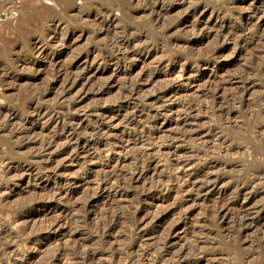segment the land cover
<instances>
[{
  "label": "rangeland",
  "instance_id": "374dc122",
  "mask_svg": "<svg viewBox=\"0 0 264 264\" xmlns=\"http://www.w3.org/2000/svg\"><path fill=\"white\" fill-rule=\"evenodd\" d=\"M18 8L0 23V263L264 264V0Z\"/></svg>",
  "mask_w": 264,
  "mask_h": 264
},
{
  "label": "built area",
  "instance_id": "2783aa9c",
  "mask_svg": "<svg viewBox=\"0 0 264 264\" xmlns=\"http://www.w3.org/2000/svg\"><path fill=\"white\" fill-rule=\"evenodd\" d=\"M20 0H0V23L7 19H15L18 15ZM49 4V2H47Z\"/></svg>",
  "mask_w": 264,
  "mask_h": 264
},
{
  "label": "bare ground",
  "instance_id": "6f19581e",
  "mask_svg": "<svg viewBox=\"0 0 264 264\" xmlns=\"http://www.w3.org/2000/svg\"><path fill=\"white\" fill-rule=\"evenodd\" d=\"M50 9H51V8H50ZM47 12H48V11H47ZM16 18H17V17H16ZM30 18H31V17H30ZM26 21H27V20H25V21L22 20V23H23V22L25 23ZM112 21H113V19L108 18V22H112ZM19 23H20V22H19ZM54 38H55V37H54ZM44 44H45V43H44ZM45 45H47V44H45ZM81 79H83V78H78V79H75V80L73 79V80H72V81H73V85H71V87H72V86H73V87L77 86V85L81 82ZM71 83H72V82H71ZM188 109H189V107H188ZM188 109H187V110H188ZM36 110H37V109H36ZM187 110H186V111H187ZM186 111H185V109H184V112H186ZM8 113H9V112H8ZM186 113H187V112H186ZM41 115H42V114H41ZM37 116H39V113L37 114ZM30 118H31V117H30ZM38 118H39V117H38ZM38 118H37V119H38ZM33 119H36V118H33ZM37 119H36V120H37ZM32 122H33V121H32ZM33 123H34V122H33ZM69 123H70V122H69ZM25 127H26V126H25ZM25 127H24V128H25ZM32 127H33V126H32ZM31 129H32V128H31V127L29 128V126L26 127V128L24 129V134H25V133H28ZM73 129H74V128H73ZM22 132H23V130H22ZM23 136H24V135H23ZM25 144H27V143H25ZM25 144L22 143V144H20V145L22 146V145H25ZM89 144H90L89 140H85L83 144L78 143L77 145H75V144H74V145L76 146V148H79V147H82V148H83L84 145H89ZM73 150H75V149H73ZM37 154H39V153H37ZM37 154H36V155H37ZM33 156H35V154H33ZM38 157H39V156H38ZM10 169H11V168H10ZM102 183H103V182H102ZM105 183H106V182H105ZM106 184H107V183H106ZM108 184H109V183H108ZM111 184H112V183H111ZM104 185H105V184H104ZM101 186H102V185H101ZM105 186H106V185H105ZM97 187H98V186H97ZM118 188H119V187H118ZM100 189H101V188H100ZM109 226L111 227L112 225H110V223H109V224H107L106 227H109ZM49 228H50V230H51V229H54L55 226H54V225H51ZM1 255H2V254H1ZM7 255L9 256L8 253H7ZM81 255H82V254H81ZM10 257H11V256H10ZM86 257H87V254H86V256H83V255H82V258H83V259H85ZM5 261H6V260H5ZM0 264H1V263H0Z\"/></svg>",
  "mask_w": 264,
  "mask_h": 264
}]
</instances>
